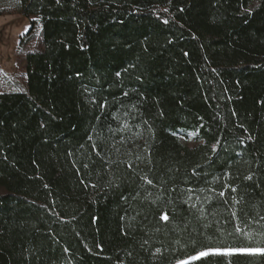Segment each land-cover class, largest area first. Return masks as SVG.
<instances>
[{"label":"trees","instance_id":"1","mask_svg":"<svg viewBox=\"0 0 264 264\" xmlns=\"http://www.w3.org/2000/svg\"><path fill=\"white\" fill-rule=\"evenodd\" d=\"M20 13L25 73L0 90V264H264L199 256L264 249V0Z\"/></svg>","mask_w":264,"mask_h":264},{"label":"rangeland","instance_id":"2","mask_svg":"<svg viewBox=\"0 0 264 264\" xmlns=\"http://www.w3.org/2000/svg\"><path fill=\"white\" fill-rule=\"evenodd\" d=\"M30 27V20L20 13V0H0V90L10 89L6 86L9 79L24 76L26 51L20 53L19 42ZM39 30L37 24L36 33Z\"/></svg>","mask_w":264,"mask_h":264},{"label":"snow or ice","instance_id":"3","mask_svg":"<svg viewBox=\"0 0 264 264\" xmlns=\"http://www.w3.org/2000/svg\"><path fill=\"white\" fill-rule=\"evenodd\" d=\"M165 22H167V21H165ZM247 179H251V176L247 177ZM148 183H151V181L149 180ZM93 187H95V185H93ZM220 195L223 196L224 193L221 192ZM233 216H235V213H233ZM164 219H167V217L165 216ZM262 219H264V218H262ZM236 230L237 231H241L239 225H237ZM249 238H250V234H249ZM210 251H212V252H223L225 254H229V253L235 252V251H241V252H264V249H259V248H257V249H209V250L200 252L199 256H207ZM196 258H198V257H193V259H196ZM180 264H186V262L181 261Z\"/></svg>","mask_w":264,"mask_h":264}]
</instances>
